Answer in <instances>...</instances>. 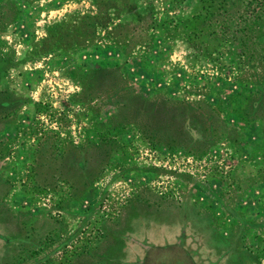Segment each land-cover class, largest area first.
<instances>
[{
  "label": "rangeland",
  "instance_id": "374dc122",
  "mask_svg": "<svg viewBox=\"0 0 264 264\" xmlns=\"http://www.w3.org/2000/svg\"><path fill=\"white\" fill-rule=\"evenodd\" d=\"M0 51L18 98L0 121V264H264V0H0ZM94 67L123 94L216 110L222 137L196 156L109 128L112 99L82 92Z\"/></svg>",
  "mask_w": 264,
  "mask_h": 264
},
{
  "label": "trees",
  "instance_id": "16d2710c",
  "mask_svg": "<svg viewBox=\"0 0 264 264\" xmlns=\"http://www.w3.org/2000/svg\"><path fill=\"white\" fill-rule=\"evenodd\" d=\"M99 20L102 19L97 15L85 16L81 21L77 22L78 24L75 27L79 29V33H82L86 37L92 33V29L97 24L99 25ZM60 26L61 24L53 25L49 29V34H52H48V36L55 37L56 35L53 33L55 31L58 33V36H63V30H61ZM72 30L74 37H76L75 29L73 28ZM74 39L77 40V37ZM12 65L13 60L10 56L6 52L1 53L0 51V81L5 70ZM83 78L89 80L88 83H84V88H82V92L84 91L86 95L93 94L97 96L100 93L98 91L103 90L112 99L115 111L108 118L107 123L111 125H108L109 128L116 126L117 128L123 127L124 124L130 123L141 136H144L148 143H160L168 148L179 146L196 156L202 155L209 146L222 137V127L216 130L217 127L213 123V121L220 123L218 121V113L206 105L174 102L164 97H161L159 101L154 100L150 102L138 95H130L128 91L127 95L123 94L122 88L127 87L122 85V81L114 70L94 67ZM97 80H99V83H96ZM104 81H108L109 83H104ZM91 82H94V85ZM104 84H108L107 87ZM17 100L18 98L14 97L7 88L2 87L0 89V121L6 120L4 112L6 111L7 114L9 110L13 109ZM192 132H195L198 137L193 138L191 136ZM99 136H101L100 141L109 144L113 143V140L110 141V137L107 134ZM106 136L107 138L103 139ZM102 159L104 158L100 157V162H103ZM76 164L78 163L76 162ZM76 167L81 169L80 165H76ZM91 174L86 176L77 174L75 179L80 180L81 183L91 178Z\"/></svg>",
  "mask_w": 264,
  "mask_h": 264
}]
</instances>
